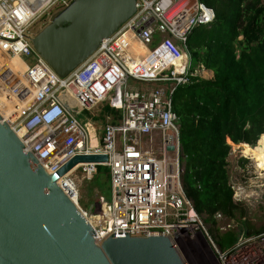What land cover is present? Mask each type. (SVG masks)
I'll return each instance as SVG.
<instances>
[{
    "label": "built area",
    "instance_id": "built-area-1",
    "mask_svg": "<svg viewBox=\"0 0 264 264\" xmlns=\"http://www.w3.org/2000/svg\"><path fill=\"white\" fill-rule=\"evenodd\" d=\"M73 2L0 0L4 122L21 134L25 148L50 174L78 156L108 157L107 164L79 165L59 181L72 198L78 197L79 205L72 175L81 171L87 179L98 167L110 169L112 201H96L90 211L81 208L99 244L115 234L163 236L180 253L181 241L202 240L212 247L218 264H264V233L242 237L232 249L220 250L183 183L186 166L173 96L179 85L190 82L189 36L196 28L210 26L215 12L200 0H137L136 14L81 67L60 78L36 52L31 30ZM130 81L166 88L145 91ZM105 104L121 117L116 124H106L95 148L88 124L79 116ZM17 114L16 120L10 119ZM215 220L218 224L229 219L217 214Z\"/></svg>",
    "mask_w": 264,
    "mask_h": 264
},
{
    "label": "water",
    "instance_id": "water-1",
    "mask_svg": "<svg viewBox=\"0 0 264 264\" xmlns=\"http://www.w3.org/2000/svg\"><path fill=\"white\" fill-rule=\"evenodd\" d=\"M136 11L137 0H74L32 43L66 78ZM107 163L104 155L78 156L50 174L0 115V264H185L167 237L115 234L96 241L93 226L59 181L79 165Z\"/></svg>",
    "mask_w": 264,
    "mask_h": 264
},
{
    "label": "trees",
    "instance_id": "trees-1",
    "mask_svg": "<svg viewBox=\"0 0 264 264\" xmlns=\"http://www.w3.org/2000/svg\"><path fill=\"white\" fill-rule=\"evenodd\" d=\"M200 1L215 12V20L189 36L190 82L177 87L173 109L179 118L186 194L206 224L216 225L217 214L234 220L242 209L230 184L232 146L255 147L264 139V2ZM197 67L212 71L214 78L192 76ZM102 113L95 119L105 124L107 118L116 124L121 117L109 106ZM247 226L242 230L251 237L255 233ZM218 236L222 251L238 243L237 236Z\"/></svg>",
    "mask_w": 264,
    "mask_h": 264
},
{
    "label": "rangeland",
    "instance_id": "rangeland-1",
    "mask_svg": "<svg viewBox=\"0 0 264 264\" xmlns=\"http://www.w3.org/2000/svg\"><path fill=\"white\" fill-rule=\"evenodd\" d=\"M56 15L51 14L43 18L32 28V33L37 36L53 21ZM28 64H33V60L29 59ZM205 71L208 72L205 68L197 67L195 74L204 79L211 78L209 75L211 76L212 71L208 73H205ZM213 78L214 76L212 79ZM130 86L145 91H152L158 87L166 88V86L144 85L135 83L134 81H130ZM105 107H107L106 104L100 105L91 112L84 111L79 116V119L82 120L83 123L88 124L87 128L91 133L92 142L96 146H98L96 136L97 138L101 137L103 133L102 130L106 124L101 120L97 121L95 117L101 118ZM111 121V119L108 120L107 118L108 123ZM155 150H157L156 147ZM228 162L230 184L234 190V200L236 203L241 204L242 209H240L234 220H225L216 225L208 224L211 238L217 247L216 238L218 235H220L218 237L224 240L228 239V237L224 236L229 234L237 236L238 240L242 237H248L242 230L245 223L248 224L247 227L253 229L255 234L252 236H255L257 232L264 229V139L262 142L257 143L255 147L245 144L233 145ZM97 172H99L98 175L96 173L95 176H91L87 179H83L81 171L72 175V180L79 190V206L85 211H90L96 201L105 199L107 202H111L113 199L110 169L98 167ZM228 224L232 225V229H228ZM234 246L235 245H228V250L232 249ZM179 251L185 264H218L214 250L212 252L209 246L202 240H199L198 243L192 240H183L180 242Z\"/></svg>",
    "mask_w": 264,
    "mask_h": 264
},
{
    "label": "bare ground",
    "instance_id": "bare-ground-1",
    "mask_svg": "<svg viewBox=\"0 0 264 264\" xmlns=\"http://www.w3.org/2000/svg\"><path fill=\"white\" fill-rule=\"evenodd\" d=\"M6 116V113H4V117ZM19 115L17 114L14 118H11L10 117V119H12V120H16V118L18 117ZM7 117H9V115H7ZM19 136H21V134H19ZM92 145H93V147H97L93 142H92ZM248 146V145H247ZM262 179V178H261ZM253 194V193H252ZM250 195V194H249ZM254 195V194H253ZM255 196H257V195H255ZM73 199H74V201L75 202H77L78 201V197H76V196H74L73 197Z\"/></svg>",
    "mask_w": 264,
    "mask_h": 264
},
{
    "label": "crops",
    "instance_id": "crops-1",
    "mask_svg": "<svg viewBox=\"0 0 264 264\" xmlns=\"http://www.w3.org/2000/svg\"><path fill=\"white\" fill-rule=\"evenodd\" d=\"M209 72V71H208ZM207 71H205V73H208ZM209 75V74H208ZM214 76V73L211 72V76L209 75V77L211 78H208V79H212V77Z\"/></svg>",
    "mask_w": 264,
    "mask_h": 264
},
{
    "label": "clouds",
    "instance_id": "clouds-1",
    "mask_svg": "<svg viewBox=\"0 0 264 264\" xmlns=\"http://www.w3.org/2000/svg\"><path fill=\"white\" fill-rule=\"evenodd\" d=\"M205 27H208V26H205Z\"/></svg>",
    "mask_w": 264,
    "mask_h": 264
}]
</instances>
